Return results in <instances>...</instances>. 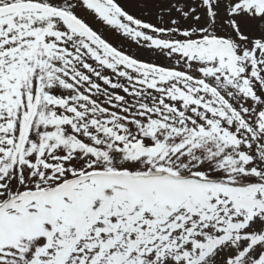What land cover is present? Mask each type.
<instances>
[{"label":"snow or ice","instance_id":"6c2138e0","mask_svg":"<svg viewBox=\"0 0 264 264\" xmlns=\"http://www.w3.org/2000/svg\"><path fill=\"white\" fill-rule=\"evenodd\" d=\"M0 264H264V0H0Z\"/></svg>","mask_w":264,"mask_h":264}]
</instances>
